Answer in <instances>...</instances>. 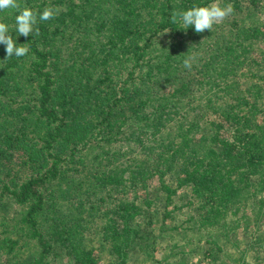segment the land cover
Instances as JSON below:
<instances>
[{
	"label": "trees",
	"instance_id": "trees-1",
	"mask_svg": "<svg viewBox=\"0 0 264 264\" xmlns=\"http://www.w3.org/2000/svg\"><path fill=\"white\" fill-rule=\"evenodd\" d=\"M183 206L262 225L264 0H0V264H177Z\"/></svg>",
	"mask_w": 264,
	"mask_h": 264
},
{
	"label": "rangeland",
	"instance_id": "rangeland-1",
	"mask_svg": "<svg viewBox=\"0 0 264 264\" xmlns=\"http://www.w3.org/2000/svg\"><path fill=\"white\" fill-rule=\"evenodd\" d=\"M222 9L216 5L211 12L210 21L213 23L216 21L220 24L221 21L228 19L229 15ZM215 27L211 25L209 29L214 30ZM151 188L152 186L149 189ZM141 191L145 193V191ZM180 191L184 192L185 190ZM247 197H245L246 202L248 201ZM183 202L182 199H176L178 206L182 205ZM10 210V207H3L0 208V213H8ZM171 210H174L173 215L171 214L170 217L166 218L171 227L170 225L160 226L159 221H155L153 225L154 235H158V246L153 252L154 257L159 260L172 259L177 264H264V218L262 225L253 227V231L251 230L252 232L246 235L234 232L227 238L220 239L217 237L214 245H208L203 234L187 228L186 218L190 213L187 207L183 206ZM235 241L236 244H234ZM169 247L173 248L172 254L174 255L170 253L168 256ZM99 255L102 259L100 264H106L109 259L104 257L106 254L99 253ZM51 264L70 263L67 258L62 256L53 260ZM128 264H151V260L145 263L137 256V258H132Z\"/></svg>",
	"mask_w": 264,
	"mask_h": 264
}]
</instances>
